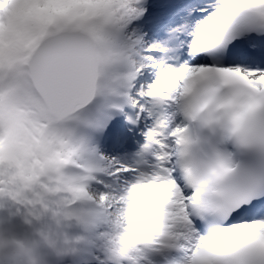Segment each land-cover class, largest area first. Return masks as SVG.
I'll return each instance as SVG.
<instances>
[{"label": "snow or ice", "instance_id": "6c2138e0", "mask_svg": "<svg viewBox=\"0 0 264 264\" xmlns=\"http://www.w3.org/2000/svg\"><path fill=\"white\" fill-rule=\"evenodd\" d=\"M66 264H264V0H0V217Z\"/></svg>", "mask_w": 264, "mask_h": 264}, {"label": "clouds", "instance_id": "9594fccd", "mask_svg": "<svg viewBox=\"0 0 264 264\" xmlns=\"http://www.w3.org/2000/svg\"><path fill=\"white\" fill-rule=\"evenodd\" d=\"M17 220L0 217V264H66L70 257L56 255L52 244L42 247L31 230Z\"/></svg>", "mask_w": 264, "mask_h": 264}, {"label": "rangeland", "instance_id": "374dc122", "mask_svg": "<svg viewBox=\"0 0 264 264\" xmlns=\"http://www.w3.org/2000/svg\"><path fill=\"white\" fill-rule=\"evenodd\" d=\"M20 222H19V220H17V224H19Z\"/></svg>", "mask_w": 264, "mask_h": 264}]
</instances>
